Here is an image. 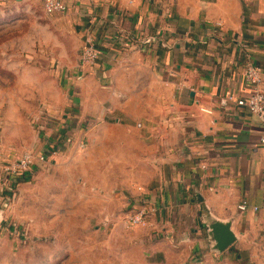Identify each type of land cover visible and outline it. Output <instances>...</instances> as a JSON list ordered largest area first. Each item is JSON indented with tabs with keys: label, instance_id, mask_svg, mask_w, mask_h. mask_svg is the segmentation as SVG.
Returning a JSON list of instances; mask_svg holds the SVG:
<instances>
[{
	"label": "crops",
	"instance_id": "crops-1",
	"mask_svg": "<svg viewBox=\"0 0 264 264\" xmlns=\"http://www.w3.org/2000/svg\"><path fill=\"white\" fill-rule=\"evenodd\" d=\"M59 1L66 11L47 15L42 0H0L33 18L38 6L68 38L54 44L58 86L30 93L43 107L26 152L47 161L27 181L93 149L115 166L100 191L120 203L124 226L142 195L157 205L146 226L110 235L126 250V264L135 257L142 264H264L262 124L234 103L220 104L250 94L249 64L264 88V0ZM32 30L53 36L47 26ZM87 36L99 55L80 65ZM7 119L0 118L3 162L26 153L6 145ZM214 220L228 222L236 238L222 253L208 236Z\"/></svg>",
	"mask_w": 264,
	"mask_h": 264
},
{
	"label": "rangeland",
	"instance_id": "rangeland-1",
	"mask_svg": "<svg viewBox=\"0 0 264 264\" xmlns=\"http://www.w3.org/2000/svg\"><path fill=\"white\" fill-rule=\"evenodd\" d=\"M33 9L37 18L20 5L0 4V118L9 117L6 145L19 155L31 150L33 123L43 107L30 93L58 86L54 44L68 41L55 29L63 26L59 19ZM31 26H47L53 36L45 30L31 33ZM73 157L68 166L33 180L12 186L0 181V264H126V250L110 235L131 229L124 226L113 194L100 191L115 166L100 162L86 147ZM134 264H142L141 259L135 257Z\"/></svg>",
	"mask_w": 264,
	"mask_h": 264
},
{
	"label": "built area",
	"instance_id": "built-area-1",
	"mask_svg": "<svg viewBox=\"0 0 264 264\" xmlns=\"http://www.w3.org/2000/svg\"><path fill=\"white\" fill-rule=\"evenodd\" d=\"M43 11L47 15L61 13L66 11V6L59 0H42ZM150 40L145 41L148 45ZM99 51L90 36H87L81 46L79 53L80 65H93L98 59ZM244 81L250 88V94L245 98L233 99L227 97L220 104L225 107L228 103H234L235 106L245 109L250 115L255 116L262 124V132L259 137V144L264 149V88L262 87V78L259 69L253 65H247L244 69ZM44 128L40 127L39 132ZM55 151H51V155ZM47 156L44 154L35 155L32 152H26L19 157L7 160L5 162L0 159V181L6 185L10 183L16 185L18 182H24L25 178L34 166L44 164ZM139 192L140 189H138ZM246 203L238 205L239 211L247 209ZM256 210V208H254ZM157 213V205L147 201L142 195L131 207L128 208L124 215L125 224L127 227L136 228L144 227L149 220Z\"/></svg>",
	"mask_w": 264,
	"mask_h": 264
},
{
	"label": "water",
	"instance_id": "water-1",
	"mask_svg": "<svg viewBox=\"0 0 264 264\" xmlns=\"http://www.w3.org/2000/svg\"><path fill=\"white\" fill-rule=\"evenodd\" d=\"M208 236L214 251L217 253L227 250L236 240L235 235L230 230V224L216 220L210 223Z\"/></svg>",
	"mask_w": 264,
	"mask_h": 264
},
{
	"label": "trees",
	"instance_id": "trees-1",
	"mask_svg": "<svg viewBox=\"0 0 264 264\" xmlns=\"http://www.w3.org/2000/svg\"><path fill=\"white\" fill-rule=\"evenodd\" d=\"M25 180H26V178H25ZM25 180H24V181H25Z\"/></svg>",
	"mask_w": 264,
	"mask_h": 264
}]
</instances>
